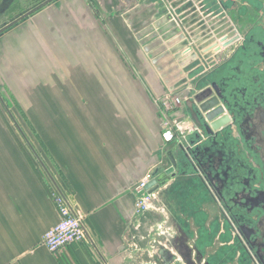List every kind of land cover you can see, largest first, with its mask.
<instances>
[{
  "label": "crops",
  "instance_id": "1",
  "mask_svg": "<svg viewBox=\"0 0 264 264\" xmlns=\"http://www.w3.org/2000/svg\"><path fill=\"white\" fill-rule=\"evenodd\" d=\"M161 11L153 0H57L4 27L2 65L26 139L0 115V264H184L195 259L184 231L206 257L228 242L227 223L210 198H200L205 185L195 174L179 173L152 189L153 208H136L137 182L163 172L170 150L183 157L163 138L157 101L180 94L195 60L179 31L167 36L177 26ZM16 14L2 13L0 26ZM201 16H189L193 45L214 58L225 51L222 39L200 49L210 41L200 33ZM174 117L190 119L182 107ZM40 160L84 215L94 244L61 253L43 244L60 215ZM202 228L215 232L211 241L200 239Z\"/></svg>",
  "mask_w": 264,
  "mask_h": 264
},
{
  "label": "flooded vegetation",
  "instance_id": "2",
  "mask_svg": "<svg viewBox=\"0 0 264 264\" xmlns=\"http://www.w3.org/2000/svg\"><path fill=\"white\" fill-rule=\"evenodd\" d=\"M56 1L1 0L0 15L17 14L0 29L18 24ZM153 1L162 13H181L182 49L195 60L186 67L187 76L180 86L181 107L192 120L189 99L199 109L202 100L217 97L231 115L232 127L211 136L194 153L197 170L182 157L180 175L195 174L204 183L203 195L217 206L219 220L228 225L223 232L228 242L219 243L207 257L196 244L190 245L191 234L184 231L189 257L195 256L189 264H264V0ZM192 14L203 15L199 27L204 42L211 38L231 41L221 55L203 58L195 50L189 28ZM199 231L203 242L211 241L215 234L203 228Z\"/></svg>",
  "mask_w": 264,
  "mask_h": 264
},
{
  "label": "built area",
  "instance_id": "3",
  "mask_svg": "<svg viewBox=\"0 0 264 264\" xmlns=\"http://www.w3.org/2000/svg\"><path fill=\"white\" fill-rule=\"evenodd\" d=\"M169 15L172 17L171 20L176 22L181 34L180 23L182 19H180V15L177 13H169ZM183 101L184 98L181 94L168 91L157 103L160 110L161 130L164 140L168 143H175L177 148L182 145L184 150L189 153V150L194 147L190 144L189 137L199 133L200 129L190 119L174 117V113L179 110ZM151 179L152 177L148 175L139 180L135 186L136 208L139 212L153 208L156 192L151 188H147ZM54 187V201L59 211L60 220L44 234L43 244L53 253L64 252L69 245L74 243L88 242L94 244L85 224L84 215L75 208L60 188Z\"/></svg>",
  "mask_w": 264,
  "mask_h": 264
},
{
  "label": "water",
  "instance_id": "4",
  "mask_svg": "<svg viewBox=\"0 0 264 264\" xmlns=\"http://www.w3.org/2000/svg\"><path fill=\"white\" fill-rule=\"evenodd\" d=\"M28 15V14H27ZM26 16V15H25ZM24 17V16H23ZM171 15H169V19L171 20ZM174 25H176L175 21H172ZM4 28L0 29V32ZM179 31V28H177L174 31H171L168 33V37L174 36ZM166 37V38H168ZM182 39V36L180 37V40ZM214 39H211L205 45L201 46L200 49H203L208 44L212 43ZM222 46L225 48L227 47L231 41H226L225 38L221 40ZM192 47H189L188 51H191ZM217 50H220L218 48ZM203 93V92H202ZM188 107L191 109V119L193 122L197 125V127L200 129L199 133H196L194 136L196 137L197 141H190V144L194 145L192 149L189 150V153H187L182 145H179L178 148L182 150L185 159L187 160V163L194 164V153L197 151H200L201 148H204L205 142L211 138V136L219 134L222 130L232 127L231 123V115L229 114V110L224 104V102H221L219 98L217 97H211L209 99L202 100L199 106V109H196L194 107L195 101L194 99H189L187 101ZM197 110H195V109ZM10 113L11 117L13 118V115L11 111ZM192 155V158L190 157ZM168 158H169V166L161 173H158V170L156 171L154 177L149 181L147 188H159L161 186H164L168 181L175 178L179 173H181L183 161L182 159L178 160L177 157L173 154V151L170 150L168 152ZM40 163L44 167L45 171L48 173L49 177L51 178L52 182L57 187L55 180L53 176L48 171L47 167L44 165V163L40 160ZM195 170L197 168L195 165H193ZM180 170V172H179ZM191 254V253H190ZM189 263V261H188Z\"/></svg>",
  "mask_w": 264,
  "mask_h": 264
},
{
  "label": "rangeland",
  "instance_id": "5",
  "mask_svg": "<svg viewBox=\"0 0 264 264\" xmlns=\"http://www.w3.org/2000/svg\"><path fill=\"white\" fill-rule=\"evenodd\" d=\"M8 33H10V31L5 32L2 36H0V115H1V118L3 120H5L6 122L12 123L13 128H14L13 130L16 131V134L18 137L26 139V134H24L25 130L24 129L22 130V129L18 128V126H16L17 123L23 124L26 121V118H25V115L22 113V111L19 107V104L17 103V98L13 97L12 88H11V86H13V82L12 83L9 82V80L7 78V74L5 73L4 66L2 65L3 64V57H5V55H6L5 50L3 49V45L5 43L4 37ZM8 109H9V111H11L13 118L11 117L10 113L8 112ZM180 153L182 154V156H184L183 152H180ZM203 197H207V196L203 195V194H202V196L200 195L201 199ZM226 226L228 228L227 224H226ZM175 228L176 227L174 226V228L172 229L171 232H172L174 238L176 239L175 236L177 235V233H176ZM159 238H161V237H159ZM174 238L172 241H175ZM174 262L175 261H173V263ZM184 264H189V263H188V261H184ZM193 264H197V263L195 262Z\"/></svg>",
  "mask_w": 264,
  "mask_h": 264
}]
</instances>
